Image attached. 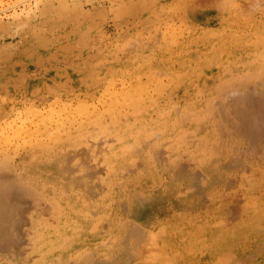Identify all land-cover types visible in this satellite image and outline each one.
<instances>
[{
    "label": "rangeland",
    "instance_id": "rangeland-1",
    "mask_svg": "<svg viewBox=\"0 0 264 264\" xmlns=\"http://www.w3.org/2000/svg\"><path fill=\"white\" fill-rule=\"evenodd\" d=\"M0 264H264V0H0Z\"/></svg>",
    "mask_w": 264,
    "mask_h": 264
}]
</instances>
